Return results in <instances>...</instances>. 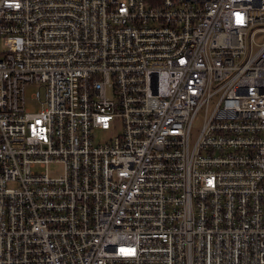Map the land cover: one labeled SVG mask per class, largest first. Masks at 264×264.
<instances>
[{"label":"built area","instance_id":"1","mask_svg":"<svg viewBox=\"0 0 264 264\" xmlns=\"http://www.w3.org/2000/svg\"><path fill=\"white\" fill-rule=\"evenodd\" d=\"M0 42V264H264V0H0Z\"/></svg>","mask_w":264,"mask_h":264},{"label":"rangeland","instance_id":"2","mask_svg":"<svg viewBox=\"0 0 264 264\" xmlns=\"http://www.w3.org/2000/svg\"><path fill=\"white\" fill-rule=\"evenodd\" d=\"M262 36H259L258 38H256V40H262ZM1 42H0V48H1ZM199 129V120H196L193 124V131L196 132ZM109 133V131L107 132H103V131H96V138L97 139H104L106 137V135Z\"/></svg>","mask_w":264,"mask_h":264}]
</instances>
